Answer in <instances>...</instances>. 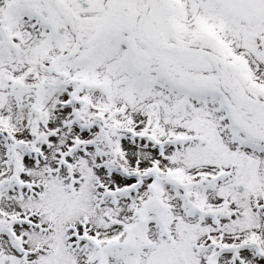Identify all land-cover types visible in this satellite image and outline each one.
Instances as JSON below:
<instances>
[{"label": "snow or ice", "instance_id": "snow-or-ice-1", "mask_svg": "<svg viewBox=\"0 0 264 264\" xmlns=\"http://www.w3.org/2000/svg\"><path fill=\"white\" fill-rule=\"evenodd\" d=\"M0 264H264V0H0Z\"/></svg>", "mask_w": 264, "mask_h": 264}]
</instances>
